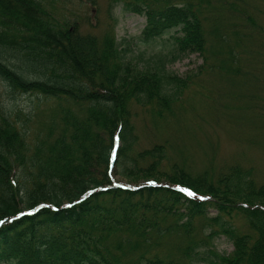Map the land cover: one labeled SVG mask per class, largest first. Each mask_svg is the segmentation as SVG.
Segmentation results:
<instances>
[{
  "label": "trees",
  "instance_id": "trees-1",
  "mask_svg": "<svg viewBox=\"0 0 264 264\" xmlns=\"http://www.w3.org/2000/svg\"><path fill=\"white\" fill-rule=\"evenodd\" d=\"M53 1L0 0V264H264V175L255 166L194 172L166 139L135 146L134 108L170 116L187 86L189 76L166 64L191 52L208 60L199 5L121 0L145 16L144 42L171 31V48L140 66L113 27L82 32ZM1 87L45 104L32 138ZM115 174L145 179L119 184ZM219 234L230 251L213 248Z\"/></svg>",
  "mask_w": 264,
  "mask_h": 264
},
{
  "label": "rangeland",
  "instance_id": "rangeland-1",
  "mask_svg": "<svg viewBox=\"0 0 264 264\" xmlns=\"http://www.w3.org/2000/svg\"><path fill=\"white\" fill-rule=\"evenodd\" d=\"M192 3L199 5L209 37L208 60L204 62L203 55L191 52L166 64L171 73L181 78L189 76L187 86L182 87L170 116H155L147 107L134 108L133 121L138 134L135 146L140 148L166 139L169 154L191 164L194 172L239 161L255 166L257 174L264 175V0H192ZM53 7L56 15H75L82 32L101 35L113 27L118 41L129 42L127 55L140 66H153L156 53L166 52L172 46L171 31L153 42L141 40L138 35L145 16L123 9L121 0L114 3L54 0ZM215 31L223 33L227 41L219 40ZM230 48L235 53L231 60ZM2 96L18 111L15 122L29 129L32 138L41 129L40 119L46 118L45 104H37L35 94L11 92L8 88H2ZM33 107H38L35 115L26 120L25 114ZM114 176L119 184L133 185L145 179ZM214 212V208L209 209L210 214ZM212 246L220 252L233 247L225 234L214 236ZM194 264L208 262L201 260Z\"/></svg>",
  "mask_w": 264,
  "mask_h": 264
}]
</instances>
